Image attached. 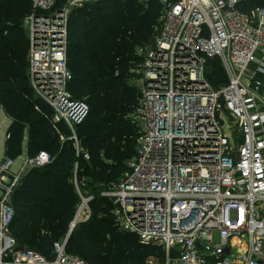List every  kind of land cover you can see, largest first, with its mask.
I'll return each instance as SVG.
<instances>
[{"label": "built area", "instance_id": "2783aa9c", "mask_svg": "<svg viewBox=\"0 0 264 264\" xmlns=\"http://www.w3.org/2000/svg\"><path fill=\"white\" fill-rule=\"evenodd\" d=\"M30 1V86L53 122L70 128L78 153L74 126L88 107L67 89L68 21L72 9L98 0ZM240 1L160 0L152 41L135 48L134 154L100 194L113 202L117 229L161 247L144 264H264V2L243 12ZM207 57L226 74L218 90L205 79ZM49 159L26 157L16 172L13 159L0 161V264H88L66 252L68 233L48 259L20 249L10 231L14 188ZM74 184L80 202L68 232L89 218L93 197Z\"/></svg>", "mask_w": 264, "mask_h": 264}, {"label": "trees", "instance_id": "16d2710c", "mask_svg": "<svg viewBox=\"0 0 264 264\" xmlns=\"http://www.w3.org/2000/svg\"><path fill=\"white\" fill-rule=\"evenodd\" d=\"M263 2L241 0L237 8L249 12ZM161 9L160 0H98L72 9L67 47L72 79L67 89L88 107L74 126L77 153L70 128L53 122L52 109L29 84L23 19L31 1L0 0V108L11 119L3 159L15 160L24 151L29 158L40 152L50 158L27 169L11 194L10 231L25 250L53 257V244L68 233L80 202L76 178L81 193L93 197L89 218L78 222L67 238V253L88 264H144L149 257L162 256L160 246L117 229L113 202L100 194L118 180L134 154L137 130L131 114L139 91L127 80L140 61L135 48L152 41ZM204 76L215 90L227 83L217 57L206 58Z\"/></svg>", "mask_w": 264, "mask_h": 264}, {"label": "crops", "instance_id": "0c3cea01", "mask_svg": "<svg viewBox=\"0 0 264 264\" xmlns=\"http://www.w3.org/2000/svg\"><path fill=\"white\" fill-rule=\"evenodd\" d=\"M11 123V119L5 114L2 108H0V161L3 160L4 157V145H5V139L7 137V130ZM25 147V143H24ZM25 151L22 155H20L18 158H16L11 166V170L16 172L23 160L26 158Z\"/></svg>", "mask_w": 264, "mask_h": 264}, {"label": "rangeland", "instance_id": "374dc122", "mask_svg": "<svg viewBox=\"0 0 264 264\" xmlns=\"http://www.w3.org/2000/svg\"><path fill=\"white\" fill-rule=\"evenodd\" d=\"M132 75H131V77L127 80V82L129 83V84H132V83H134L135 82V79H136V76L134 75V72H132L131 73ZM27 76H28V80H29V75H28V67H27ZM29 84H30V82H29ZM37 97V96H36ZM47 104V103H46ZM48 105V104H47ZM49 106V105H48ZM50 107V106H49ZM225 120H226V124H228L229 123V121H228V118L226 117L225 118ZM225 131H227V128H225ZM214 239L216 240L217 239V234H214Z\"/></svg>", "mask_w": 264, "mask_h": 264}, {"label": "water", "instance_id": "95a60500", "mask_svg": "<svg viewBox=\"0 0 264 264\" xmlns=\"http://www.w3.org/2000/svg\"><path fill=\"white\" fill-rule=\"evenodd\" d=\"M71 231H72V229L68 232V236H69V234L71 233ZM18 247H19L20 249H24L23 245H22L21 243H19V242H18Z\"/></svg>", "mask_w": 264, "mask_h": 264}]
</instances>
